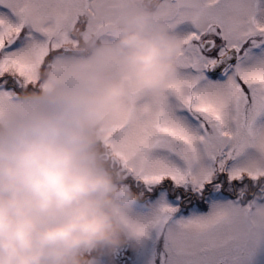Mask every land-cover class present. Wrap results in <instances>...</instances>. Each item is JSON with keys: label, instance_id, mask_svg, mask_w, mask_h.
Listing matches in <instances>:
<instances>
[{"label": "snow or ice", "instance_id": "snow-or-ice-1", "mask_svg": "<svg viewBox=\"0 0 264 264\" xmlns=\"http://www.w3.org/2000/svg\"><path fill=\"white\" fill-rule=\"evenodd\" d=\"M135 2L0 0V115ZM156 11L181 38L180 72L137 90L138 109L106 131L144 234L113 264H255L234 233L241 212L264 216V0H158Z\"/></svg>", "mask_w": 264, "mask_h": 264}, {"label": "clouds", "instance_id": "clouds-1", "mask_svg": "<svg viewBox=\"0 0 264 264\" xmlns=\"http://www.w3.org/2000/svg\"><path fill=\"white\" fill-rule=\"evenodd\" d=\"M181 38L151 12L127 17L100 55L117 67L102 76L29 93L0 118V264H101L144 239L129 215L134 193L105 166L95 128L129 107L131 89L164 88L180 72ZM261 228L236 225L241 247Z\"/></svg>", "mask_w": 264, "mask_h": 264}, {"label": "rangeland", "instance_id": "rangeland-1", "mask_svg": "<svg viewBox=\"0 0 264 264\" xmlns=\"http://www.w3.org/2000/svg\"><path fill=\"white\" fill-rule=\"evenodd\" d=\"M145 5H148V0H136V2L127 9L125 14L119 19L117 23L108 26L105 30L99 33L92 34L87 38H81L78 45H73V47L86 46L87 53L88 50H90L89 52L90 54H92L91 56L89 54L88 56H84L87 55L86 53L82 56L61 55L60 57H58L57 60L54 61L48 69L42 71L38 76V80L40 82L42 75L47 73L48 77L46 83H43V91H50L61 85L81 81L91 76H102L108 72L113 71L117 67L115 59L107 55H100V52L105 48L107 44L113 42L117 38V36L119 35V30L127 17L137 12L148 11L151 12L161 22L167 25L166 21L157 14L156 9L152 10L150 9V7H148V9H145L143 8ZM34 87L28 88L26 91L20 93L19 99L15 102L16 105L18 101H20L27 94L37 93V90ZM137 90L140 89H131L128 100L129 107L124 112L116 114L110 111L105 116V118L96 125L95 128L97 136L95 147L107 169L117 177L118 181L122 183H124V179L119 173V170L117 169V167L113 166L111 161L105 158L103 154L105 148L104 140L106 131L111 127L114 121L122 117L126 112H131L138 109L139 102L136 99ZM8 113L9 112L6 111L2 115H0V118ZM124 185L130 192L134 193L135 196V198L130 203L129 215L139 218L143 223V218L139 215V209L137 208L136 203L138 195L137 193L132 191V189L128 185H126L125 183ZM250 216L257 217L261 222V228L257 232L254 242L248 247H241L237 231H235V245L241 253L254 248L257 250L258 255L262 256L261 254L264 255V216L259 215L257 211H255L252 215H250L248 211L246 213L241 212L237 218V224L242 221H246ZM112 253L113 252H110L102 256L101 263H108L110 257L112 256ZM262 257L264 263V256ZM110 261L112 262V260Z\"/></svg>", "mask_w": 264, "mask_h": 264}, {"label": "flooded vegetation", "instance_id": "flooded-vegetation-1", "mask_svg": "<svg viewBox=\"0 0 264 264\" xmlns=\"http://www.w3.org/2000/svg\"><path fill=\"white\" fill-rule=\"evenodd\" d=\"M153 1H157V3H158V0H148V5H145L143 8H145V9H148V7H151L152 6V4H153ZM151 9V8H150ZM144 243V239L143 240H141L140 242H137V241H135V240H130L128 243H126L125 245H123V246H121V247H118L113 253H112V256L110 257V260H112V262H113V259H114V257H115V255H116V253L118 252V251H120L121 249H124V248H130V247H140L142 244ZM261 254V253H260ZM262 256H264L263 254H261ZM262 256H257V258H256V262H255V264H264L263 263V257ZM109 260V259H108ZM108 261V263H105V262H103V263H101V264H113L111 261Z\"/></svg>", "mask_w": 264, "mask_h": 264}, {"label": "bare ground", "instance_id": "bare-ground-1", "mask_svg": "<svg viewBox=\"0 0 264 264\" xmlns=\"http://www.w3.org/2000/svg\"><path fill=\"white\" fill-rule=\"evenodd\" d=\"M94 55V54H93ZM256 210V209H255Z\"/></svg>", "mask_w": 264, "mask_h": 264}]
</instances>
